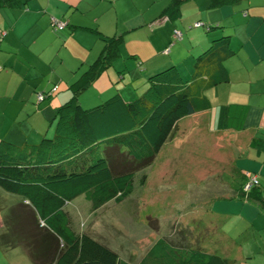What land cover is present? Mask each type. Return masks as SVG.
Masks as SVG:
<instances>
[{
  "label": "crops",
  "instance_id": "1",
  "mask_svg": "<svg viewBox=\"0 0 264 264\" xmlns=\"http://www.w3.org/2000/svg\"><path fill=\"white\" fill-rule=\"evenodd\" d=\"M156 1L19 0L0 5V139L30 141L50 131L55 108L98 57L106 37L120 36L119 56L79 93L83 105L118 89L113 81L121 63L130 69L140 62L143 81L171 65L188 80L213 40L224 38L228 53L211 70L221 80L202 90L207 108L177 124L187 118L192 123L188 135L197 129L223 137L227 144L219 194L206 206L218 232L211 247L223 264H264V207L239 196L241 176L249 173L257 177L264 199V0H185L164 14L173 0ZM52 18L64 25L52 28ZM174 30L180 38L173 37ZM134 93L127 89L123 95L128 99ZM39 94L45 97L38 100ZM236 122L240 128H234Z\"/></svg>",
  "mask_w": 264,
  "mask_h": 264
},
{
  "label": "trees",
  "instance_id": "2",
  "mask_svg": "<svg viewBox=\"0 0 264 264\" xmlns=\"http://www.w3.org/2000/svg\"><path fill=\"white\" fill-rule=\"evenodd\" d=\"M182 1L173 0L163 14L177 10ZM18 2L0 0V5ZM223 40H213L195 62L188 80L171 65L148 74L139 89L131 87L133 98L125 99L115 82L124 80L131 68L116 69L119 77L113 84L118 89L93 105L82 106L79 93L119 56L120 36L106 37L98 57L70 84L71 94L55 108L50 131L45 129L30 141L0 139V188L20 197L1 211L6 219L1 226L4 230H0V248L21 246L33 264H223L213 247L210 251L199 244H180L164 235L157 236L132 263L76 229L67 208L82 195L95 210L106 202L123 200L136 183L144 182V170L159 154L177 121L207 108L202 90L221 80L211 70L215 60L228 53ZM133 68L143 71L140 62ZM240 127L236 122L234 128ZM119 147L122 155L116 152ZM108 148L114 151L110 153ZM121 157L122 162L117 163ZM250 176L242 174L239 196L264 207L256 176L255 184L243 188ZM210 240L207 233L206 242L211 245ZM226 248L229 250L228 243Z\"/></svg>",
  "mask_w": 264,
  "mask_h": 264
},
{
  "label": "rangeland",
  "instance_id": "3",
  "mask_svg": "<svg viewBox=\"0 0 264 264\" xmlns=\"http://www.w3.org/2000/svg\"><path fill=\"white\" fill-rule=\"evenodd\" d=\"M120 68L127 69L123 63ZM130 73L131 77L127 73L124 80L114 81L119 82L123 97L127 89L142 86L139 71L131 68ZM191 125L187 118L178 122L159 154L144 170V182L135 181L134 191L123 200L106 202L95 210L89 208L90 203L82 195L69 202L67 208L76 229L87 232L132 263L160 235L176 243L211 249L205 239L207 233L212 241L218 232L214 221L207 218L206 206L219 194V178L225 174L222 170L227 165L228 150L225 138L218 135H202L197 129L188 135ZM117 151L123 154L122 147ZM122 160L123 157L118 158L117 163ZM18 197L0 188V230L6 219L1 211ZM2 249L0 264H33L21 246Z\"/></svg>",
  "mask_w": 264,
  "mask_h": 264
},
{
  "label": "built area",
  "instance_id": "4",
  "mask_svg": "<svg viewBox=\"0 0 264 264\" xmlns=\"http://www.w3.org/2000/svg\"><path fill=\"white\" fill-rule=\"evenodd\" d=\"M51 26L53 28H61L64 25L63 21L57 20L52 18L51 19ZM195 25H198L199 22H195ZM0 34H2V32H0ZM173 37L174 38H180L181 37V33L178 30H174L173 31ZM55 88V87H54ZM53 88V89H54ZM43 97V94H39L38 95V99H41ZM257 182V179L254 175L250 176L244 183H243V188L244 189H248L252 184H255Z\"/></svg>",
  "mask_w": 264,
  "mask_h": 264
}]
</instances>
